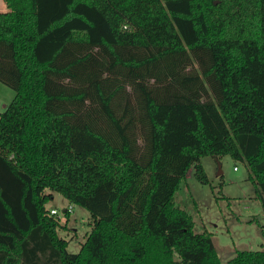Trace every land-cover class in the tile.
I'll list each match as a JSON object with an SVG mask.
<instances>
[{
    "label": "trees",
    "instance_id": "16d2710c",
    "mask_svg": "<svg viewBox=\"0 0 264 264\" xmlns=\"http://www.w3.org/2000/svg\"><path fill=\"white\" fill-rule=\"evenodd\" d=\"M4 2L0 264H264V246L222 261L176 201L228 154L264 216V0ZM53 192L90 214L78 251Z\"/></svg>",
    "mask_w": 264,
    "mask_h": 264
},
{
    "label": "rangeland",
    "instance_id": "374dc122",
    "mask_svg": "<svg viewBox=\"0 0 264 264\" xmlns=\"http://www.w3.org/2000/svg\"><path fill=\"white\" fill-rule=\"evenodd\" d=\"M7 9L4 0H0V11ZM183 35L190 36L183 23ZM188 27V25H187ZM14 96V90L0 82V113ZM201 163L208 182L202 183L194 176L191 167L182 180L176 194V201L187 196L198 231L206 229L211 233L214 245L222 261H226L238 250L258 249L264 246V216L255 185L248 179L245 164L228 154L219 159L203 156ZM236 167V169H234ZM67 200L58 192L46 207L56 209L60 223L58 234L68 241L67 249L78 251L80 242L90 229L89 212L78 205H73L68 215L63 214Z\"/></svg>",
    "mask_w": 264,
    "mask_h": 264
},
{
    "label": "built area",
    "instance_id": "2783aa9c",
    "mask_svg": "<svg viewBox=\"0 0 264 264\" xmlns=\"http://www.w3.org/2000/svg\"><path fill=\"white\" fill-rule=\"evenodd\" d=\"M234 169H236V167H234ZM70 208V207H69ZM51 212L54 213L55 212V209H51Z\"/></svg>",
    "mask_w": 264,
    "mask_h": 264
}]
</instances>
